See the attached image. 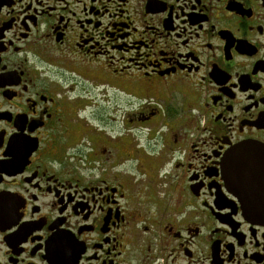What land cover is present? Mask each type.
Returning <instances> with one entry per match:
<instances>
[{"label": "flooded vegetation", "instance_id": "1", "mask_svg": "<svg viewBox=\"0 0 264 264\" xmlns=\"http://www.w3.org/2000/svg\"><path fill=\"white\" fill-rule=\"evenodd\" d=\"M254 202L264 0H0V264H264Z\"/></svg>", "mask_w": 264, "mask_h": 264}, {"label": "water", "instance_id": "2", "mask_svg": "<svg viewBox=\"0 0 264 264\" xmlns=\"http://www.w3.org/2000/svg\"><path fill=\"white\" fill-rule=\"evenodd\" d=\"M249 150H251V148L246 147V148L242 149L240 152L245 157L246 156L249 157V156H252L248 153ZM224 166H225V173L227 175V178H226L227 182H230L228 184H231V182H232L231 176L233 174L232 153H230L229 155L226 156ZM248 205L250 206L251 213H254L256 216L259 217L257 219V221L264 222V203L254 202V203H250Z\"/></svg>", "mask_w": 264, "mask_h": 264}, {"label": "rangeland", "instance_id": "3", "mask_svg": "<svg viewBox=\"0 0 264 264\" xmlns=\"http://www.w3.org/2000/svg\"><path fill=\"white\" fill-rule=\"evenodd\" d=\"M108 96H106V99L104 98V102L102 104L103 107L101 108H98L97 110H101L104 114H108V116L110 117H116L118 118L119 117V113L116 109V106L119 107L120 105V99L118 97V95L116 93H108L107 94ZM118 122L119 120L116 119L115 122H112V123H115L116 125L115 126H118Z\"/></svg>", "mask_w": 264, "mask_h": 264}]
</instances>
